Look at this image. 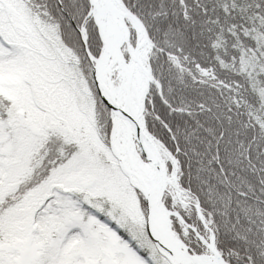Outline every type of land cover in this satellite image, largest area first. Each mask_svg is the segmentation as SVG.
<instances>
[{"label": "snow or ice", "instance_id": "1", "mask_svg": "<svg viewBox=\"0 0 264 264\" xmlns=\"http://www.w3.org/2000/svg\"><path fill=\"white\" fill-rule=\"evenodd\" d=\"M0 264H264V0H0Z\"/></svg>", "mask_w": 264, "mask_h": 264}]
</instances>
